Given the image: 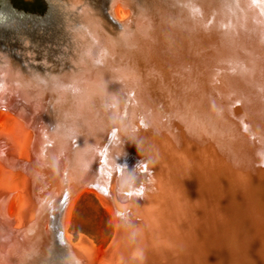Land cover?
<instances>
[{"label":"water","instance_id":"obj_1","mask_svg":"<svg viewBox=\"0 0 264 264\" xmlns=\"http://www.w3.org/2000/svg\"><path fill=\"white\" fill-rule=\"evenodd\" d=\"M0 264H264V0H0Z\"/></svg>","mask_w":264,"mask_h":264},{"label":"rangeland","instance_id":"obj_2","mask_svg":"<svg viewBox=\"0 0 264 264\" xmlns=\"http://www.w3.org/2000/svg\"><path fill=\"white\" fill-rule=\"evenodd\" d=\"M82 193V194H81ZM73 204L66 227L71 242L78 241L79 234L88 238L95 247L106 249L114 236V224L109 211L92 191H83Z\"/></svg>","mask_w":264,"mask_h":264},{"label":"bare ground","instance_id":"obj_3","mask_svg":"<svg viewBox=\"0 0 264 264\" xmlns=\"http://www.w3.org/2000/svg\"><path fill=\"white\" fill-rule=\"evenodd\" d=\"M117 11H118L119 17H122V18H123V17H124V13H123L122 9H121V8H118ZM81 194H82V193H81ZM79 195H80V194H78V196H79ZM78 196L74 199V201H73V203H72V206H71V209H70V214H71V212H72L71 210L73 209V204H75L74 202L77 200ZM70 214H69V219H70V216H71ZM68 222H69V220H68ZM68 222H67V224H68ZM67 224H66V226H65V233H66L67 235H69L68 232L66 231ZM69 236H70V235H69ZM87 239H88V238H87ZM88 240H89V239H88ZM89 241H90V240H89ZM70 242H71V240H70ZM92 244H93V243H92ZM101 250H102V249H101ZM103 250H104V249H103Z\"/></svg>","mask_w":264,"mask_h":264}]
</instances>
